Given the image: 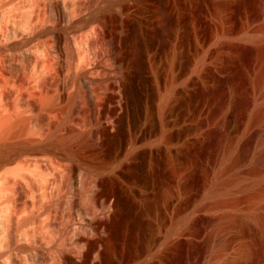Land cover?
<instances>
[{"label": "rangeland", "instance_id": "1", "mask_svg": "<svg viewBox=\"0 0 264 264\" xmlns=\"http://www.w3.org/2000/svg\"><path fill=\"white\" fill-rule=\"evenodd\" d=\"M124 1L137 6L127 31L119 28L123 58L112 55L110 36L96 40L100 87L82 81L62 111L39 110L40 91L21 77L3 87L0 120L17 123L6 144L49 150L16 161H61L57 149L70 155L62 161L110 163L106 172L130 196L122 211L143 229L128 264H264L256 218L264 212V0L111 4ZM103 99L110 138L93 126ZM56 211L59 226L66 216ZM219 217L233 222L216 234Z\"/></svg>", "mask_w": 264, "mask_h": 264}, {"label": "bare ground", "instance_id": "2", "mask_svg": "<svg viewBox=\"0 0 264 264\" xmlns=\"http://www.w3.org/2000/svg\"><path fill=\"white\" fill-rule=\"evenodd\" d=\"M111 3L0 0V96L4 86H14L21 77L24 84L40 91L39 110L62 111L65 102L79 95L82 81L103 84L92 71L96 40L110 36L112 55L122 59L116 44L119 28L127 31L137 6ZM103 100L93 126L98 138H110L103 118L107 100ZM113 119L119 123L117 116ZM19 120L26 123L23 117ZM16 125L0 120V264H128L143 229L136 214L125 217L123 211L128 209L122 211V207L130 196L125 198L116 175L106 172L105 161H62L70 155L57 153L56 148L55 156L61 161L49 155L16 161L22 154L49 151L7 145ZM57 208L66 216L59 226L50 220ZM256 218L260 226L264 224V212ZM219 219L216 234L233 222V217L227 223ZM221 240L215 241L216 248L226 246ZM260 240L263 245L264 239Z\"/></svg>", "mask_w": 264, "mask_h": 264}]
</instances>
